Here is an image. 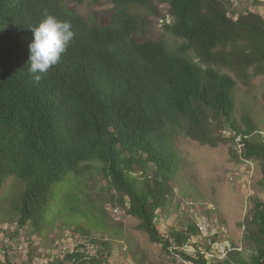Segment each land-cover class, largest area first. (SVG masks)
<instances>
[{
  "label": "trees",
  "instance_id": "trees-1",
  "mask_svg": "<svg viewBox=\"0 0 264 264\" xmlns=\"http://www.w3.org/2000/svg\"><path fill=\"white\" fill-rule=\"evenodd\" d=\"M111 2L108 19L96 25L66 10L63 0H0V225L14 215L19 228L44 235L71 228L75 248L46 256V264H114L120 236H104L112 228L85 188V177L100 171L154 244L197 264H264L258 198L243 248L232 244L223 258L198 246L197 260L187 256L184 247L199 234L195 224L168 237L159 228L184 184L178 135L212 147L240 145L239 158L260 165L264 189V130L249 117L243 127L235 100L239 83L251 85V69L264 73L263 16L236 12L228 0ZM156 4L169 7L164 32L173 42L149 37ZM46 15L70 21L75 35L37 82L28 46L31 28ZM87 208L102 220L100 228L64 221L71 212L89 217Z\"/></svg>",
  "mask_w": 264,
  "mask_h": 264
},
{
  "label": "rangeland",
  "instance_id": "rangeland-1",
  "mask_svg": "<svg viewBox=\"0 0 264 264\" xmlns=\"http://www.w3.org/2000/svg\"><path fill=\"white\" fill-rule=\"evenodd\" d=\"M228 1L230 8L236 12H254L264 18V0ZM63 4L66 10L96 25L103 24L114 7L111 0H63ZM156 5L157 15H148L147 18L149 37L173 42L164 32V24L171 23L169 7ZM250 75L251 85L239 83L237 88L236 116L243 127L248 126L245 118L249 117L264 130V73H256L253 68ZM175 146L179 153V170L184 184L182 189H176L175 195L170 197L166 212L160 211L163 215L159 221L161 233L168 237L174 229H186L189 224H195L199 234L192 237L184 247L187 256L194 260L198 259L194 246H198L201 253L210 247V254L222 258L232 244L243 248L245 222L253 209V200L258 198L264 201V189L260 186L263 177L260 165L241 160L237 153L240 150L238 144L212 147L178 135ZM85 179V188L94 207L112 228V232L104 236H120L113 247L112 263L197 264L184 259L174 249L165 250L161 245L154 244L149 235L138 228L139 221L117 202L104 174L96 171ZM87 210L89 217L71 212L64 215L63 219L73 224V227L88 222L85 227L100 228L102 220L93 210ZM3 219L0 225L2 264H46V256L62 257L69 249L75 248L71 228L51 227L49 233L44 235L30 225L19 228L17 216L6 215ZM212 255L206 254V258L211 259ZM29 256L33 257L29 259Z\"/></svg>",
  "mask_w": 264,
  "mask_h": 264
},
{
  "label": "clouds",
  "instance_id": "clouds-1",
  "mask_svg": "<svg viewBox=\"0 0 264 264\" xmlns=\"http://www.w3.org/2000/svg\"><path fill=\"white\" fill-rule=\"evenodd\" d=\"M33 39L29 44V72L38 82L53 65L57 64L61 55L66 52L74 38L70 21H62L53 15H46L38 26L31 28Z\"/></svg>",
  "mask_w": 264,
  "mask_h": 264
}]
</instances>
